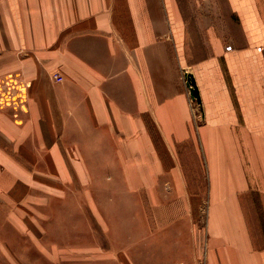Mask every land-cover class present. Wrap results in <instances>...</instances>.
I'll use <instances>...</instances> for the list:
<instances>
[{
	"label": "crops",
	"instance_id": "crops-1",
	"mask_svg": "<svg viewBox=\"0 0 264 264\" xmlns=\"http://www.w3.org/2000/svg\"><path fill=\"white\" fill-rule=\"evenodd\" d=\"M217 4L180 19L168 0H0V79L17 89L0 105V203L30 177L65 203L55 188L94 170L146 205L141 241L111 228L93 264H264V9ZM200 203L206 230L188 221ZM33 246L55 264L53 242Z\"/></svg>",
	"mask_w": 264,
	"mask_h": 264
},
{
	"label": "rangeland",
	"instance_id": "rangeland-1",
	"mask_svg": "<svg viewBox=\"0 0 264 264\" xmlns=\"http://www.w3.org/2000/svg\"><path fill=\"white\" fill-rule=\"evenodd\" d=\"M168 1L172 3L173 9H177L180 19H201L202 10L224 2V0ZM258 2L264 9V0ZM15 90L17 89L12 79L3 81L0 79L1 106L7 104L8 100L16 98ZM76 173L80 178H72L71 185L55 188V194L63 195L67 200L65 203H59L57 200L53 203L48 202L49 196L46 192L43 193L34 186L36 177L34 180L30 177V182L27 180L22 186L12 188L10 196L17 201L0 203V264H36L37 259H45L33 246L42 239L44 243H54V251L43 250V252L48 253L49 258L52 254L55 264H64L62 262L64 259L71 261L70 264H93L95 242L97 240L103 244L108 243L110 237L108 233L111 228L117 227L118 230H123L124 227H132L136 233V241H141L143 205H146L142 201L145 193L143 187L126 188L121 186L123 184L121 181L114 183V186H105L104 182L109 183L110 179L105 181L98 179L100 172L88 170ZM162 190L165 194L170 193V188L164 187ZM181 193H184L183 188H180ZM111 194L124 197H120V202L101 201L109 199ZM127 194L131 200L128 203L125 201L128 198ZM196 209L200 217L192 222L188 221L201 230H206L208 226L206 203H200ZM11 212L17 213L16 221L21 224L22 234L6 223L5 217ZM40 216L43 217L39 218ZM48 227L53 232L51 235ZM64 243H70L71 249L65 252L57 250V247Z\"/></svg>",
	"mask_w": 264,
	"mask_h": 264
},
{
	"label": "built area",
	"instance_id": "built-area-1",
	"mask_svg": "<svg viewBox=\"0 0 264 264\" xmlns=\"http://www.w3.org/2000/svg\"><path fill=\"white\" fill-rule=\"evenodd\" d=\"M53 78H54V81L56 83H61L64 80V78L60 74L54 75ZM188 84H189V86L191 88V84L189 82H188ZM189 93H190V96H191V101H192L193 107L198 112V114L200 116L201 113H200V110H199V105L197 103V99L192 96L191 89H190Z\"/></svg>",
	"mask_w": 264,
	"mask_h": 264
},
{
	"label": "water",
	"instance_id": "water-1",
	"mask_svg": "<svg viewBox=\"0 0 264 264\" xmlns=\"http://www.w3.org/2000/svg\"><path fill=\"white\" fill-rule=\"evenodd\" d=\"M188 82L192 85V86H194V88H192V90H191V94H192V96L194 97V98H196L197 100H199L200 99V92H199V89L196 87V85H195V81L192 79V77H188Z\"/></svg>",
	"mask_w": 264,
	"mask_h": 264
}]
</instances>
